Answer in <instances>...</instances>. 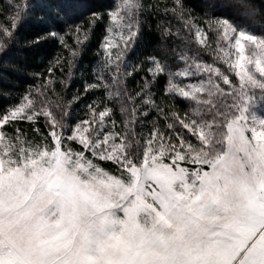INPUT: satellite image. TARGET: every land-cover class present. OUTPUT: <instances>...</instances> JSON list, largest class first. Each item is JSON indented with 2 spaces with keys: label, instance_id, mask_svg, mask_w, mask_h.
I'll list each match as a JSON object with an SVG mask.
<instances>
[{
  "label": "snow or ice",
  "instance_id": "6c2138e0",
  "mask_svg": "<svg viewBox=\"0 0 264 264\" xmlns=\"http://www.w3.org/2000/svg\"><path fill=\"white\" fill-rule=\"evenodd\" d=\"M0 66V264H264V0H0Z\"/></svg>",
  "mask_w": 264,
  "mask_h": 264
},
{
  "label": "trees",
  "instance_id": "16d2710c",
  "mask_svg": "<svg viewBox=\"0 0 264 264\" xmlns=\"http://www.w3.org/2000/svg\"><path fill=\"white\" fill-rule=\"evenodd\" d=\"M190 2L194 5V6H199L201 0H190ZM252 3H255L257 5H259L260 0H251ZM197 10L199 11V7H197ZM95 43H93V48H95ZM32 58V54L31 53H19L17 55V58L14 61H8L7 66L9 69V72L7 73L9 79L11 80L12 83L17 84L20 88L26 87V83L25 80H27L28 83H31L32 77L30 75L31 71L35 70L34 68H28L27 72H21V73H17L15 71L16 66L19 65H24L25 61H31ZM83 59V65L86 66L85 70L86 71H90V68L94 62L95 57L93 56L92 52H88L86 55H84ZM32 63H35V61H32ZM5 75L4 72V68L2 66H0V76ZM78 75V74H77ZM8 88L0 83V92H7ZM4 103V99L2 96H0V105H2Z\"/></svg>",
  "mask_w": 264,
  "mask_h": 264
}]
</instances>
